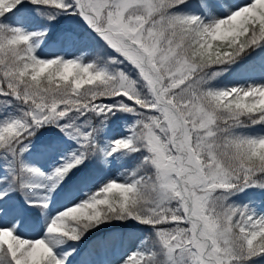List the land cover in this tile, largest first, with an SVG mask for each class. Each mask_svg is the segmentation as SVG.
I'll use <instances>...</instances> for the list:
<instances>
[{
	"label": "snow or ice",
	"instance_id": "6c2138e0",
	"mask_svg": "<svg viewBox=\"0 0 264 264\" xmlns=\"http://www.w3.org/2000/svg\"><path fill=\"white\" fill-rule=\"evenodd\" d=\"M0 264H264V0H0Z\"/></svg>",
	"mask_w": 264,
	"mask_h": 264
},
{
	"label": "rangeland",
	"instance_id": "374dc122",
	"mask_svg": "<svg viewBox=\"0 0 264 264\" xmlns=\"http://www.w3.org/2000/svg\"><path fill=\"white\" fill-rule=\"evenodd\" d=\"M110 258L115 259V257H110Z\"/></svg>",
	"mask_w": 264,
	"mask_h": 264
},
{
	"label": "trees",
	"instance_id": "16d2710c",
	"mask_svg": "<svg viewBox=\"0 0 264 264\" xmlns=\"http://www.w3.org/2000/svg\"><path fill=\"white\" fill-rule=\"evenodd\" d=\"M96 235H99V233H97ZM91 239V238H90Z\"/></svg>",
	"mask_w": 264,
	"mask_h": 264
}]
</instances>
